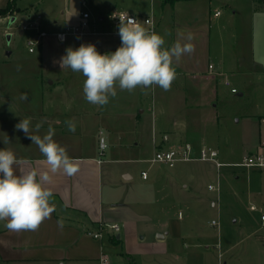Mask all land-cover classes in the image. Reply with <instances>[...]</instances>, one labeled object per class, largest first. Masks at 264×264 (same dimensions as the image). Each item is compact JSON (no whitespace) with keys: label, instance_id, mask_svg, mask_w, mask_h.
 <instances>
[{"label":"crops","instance_id":"obj_1","mask_svg":"<svg viewBox=\"0 0 264 264\" xmlns=\"http://www.w3.org/2000/svg\"><path fill=\"white\" fill-rule=\"evenodd\" d=\"M8 1L10 0H0V8L6 6ZM202 1L174 0L170 3L173 16L178 20L185 9H191L194 16L202 15L206 8L211 10V0L206 6ZM95 2L96 0H86L83 7L88 4L94 7ZM158 2L161 4L163 16L162 7L168 2ZM13 4L14 15L9 16L10 18H14L22 10L16 7L15 2ZM178 4L183 6L177 8ZM230 9L231 17H236L230 28L233 44L228 61L220 64L221 69H214L209 63L207 71L203 72L204 76H199L194 71L176 70V79L181 80L186 76V80H189L186 96L184 95L179 105L184 107L188 121L193 120L197 124L196 130L193 126L194 130H190V133L179 130L188 140L178 139L175 142L176 139L169 135L160 136L159 132L164 124L161 120L157 121V118L161 116L160 108L164 103L160 91L154 99L155 85L135 88L134 95L137 94V99L142 100L140 104L136 99L138 105L135 110L131 107L132 100L128 94L130 91L118 88L117 95L108 102L114 107L107 113L100 111L98 105L84 99V76L60 67L58 60L62 49L59 48H55L57 57L55 55L54 62L47 66H44L45 60H33L37 62L36 66L40 70L32 75L30 89L26 90L31 92L26 94L27 99L22 100L23 104L17 103L16 98L20 99L25 92L18 93L17 96L13 90L0 88V137L6 134L9 139L6 144L0 143V147L11 149L17 156L18 163L14 166L16 174L33 169L38 174L48 173L49 180L45 182V186L52 189V202L56 208L35 230L11 231L4 227L5 221H0V264H99L100 254L105 253L104 244L112 248L115 246L108 241L110 235L114 234L109 227L112 223L118 225V230H123L122 240L119 233L115 234L121 240L120 246L124 242L128 243L130 238L136 239L135 223L139 215L134 214L124 197L134 187L138 193L148 190L149 167L153 165L147 161L151 156H144L148 146L153 153L179 143L191 144L194 152L199 147L206 146L217 150V157L226 156L220 159L222 161L218 160L224 165L233 154L240 153L243 158L256 152H264V91H261L262 99L258 92L254 94V88L259 83H264V0L261 4L253 0H236ZM217 11L219 12L218 9L212 11L213 19L220 16V12L215 15ZM24 14L26 18L32 16L30 11ZM221 27L225 28L224 24ZM52 32L54 31L48 33ZM209 65L212 67L209 68ZM53 67L56 72L52 73L57 74L54 79L51 78L52 73L47 72L54 69ZM224 80L230 83L228 87L232 98L229 100L223 98L219 92ZM45 84L48 88H44ZM231 87L237 91L231 92ZM124 92L127 94L124 95ZM28 97L32 99L29 100ZM44 97L55 100L43 104ZM219 105L222 106L223 113L218 109ZM227 105L230 106L229 110ZM226 110L229 111V116ZM20 118H29L33 126L44 121L46 127L62 128L65 133L62 140L57 135L53 138L66 148L69 157L78 164V171L71 176L65 174L62 168L52 173L38 147L22 131L15 128ZM67 121L75 123L74 132L68 130ZM230 122L239 124L235 135L227 130L213 128L222 123L229 126ZM173 123L181 129L180 120H173ZM34 129L30 128L32 134ZM100 136L106 142L103 154L99 149ZM158 145L160 147L156 148ZM232 147L234 148L231 149ZM139 161L148 162L149 166L141 167L134 176L137 166L133 164H138ZM249 168L253 171L261 170ZM141 170L147 171L146 179L141 178ZM139 179L146 182L140 186ZM150 182L164 185L162 192L172 194L175 202L188 204L189 198L186 197L184 189L186 185L177 187L170 173L157 168L150 174ZM256 208L258 207L250 210ZM258 210L261 211L260 220L264 222L261 219V214H264L261 206ZM159 227L163 228V234H158L159 240L165 239L170 232L175 236L180 235L178 228L173 227L172 219L168 222L161 221ZM94 232H98L99 236L94 237ZM259 241L263 242L264 237L260 236ZM220 245H223V240ZM226 246L231 249L236 245L232 242ZM123 247L124 252L121 253L129 254L128 245ZM224 252L226 250L222 253ZM221 261L222 264L226 263L223 259Z\"/></svg>","mask_w":264,"mask_h":264},{"label":"rangeland","instance_id":"obj_2","mask_svg":"<svg viewBox=\"0 0 264 264\" xmlns=\"http://www.w3.org/2000/svg\"><path fill=\"white\" fill-rule=\"evenodd\" d=\"M235 1L211 0V10L206 8L202 15L194 16L191 9H185L176 20L170 3L162 7L164 13L162 16L161 4L158 0H96L94 7L88 4L85 8L81 5V0H15L16 7L22 9L19 14L12 20L9 16L14 15L13 10L9 11L5 18L0 15L2 18L0 19V88L7 91L13 90L17 96L18 93H30L31 91L26 90L30 89L32 75L34 76L35 71L40 70L38 65L36 66L37 62L33 60L40 59V62L45 60L44 66H47L48 63L54 62L55 55L57 57L55 48L62 49L63 54L68 46L76 47L81 43L91 42L100 52L115 50L120 44V38L118 23H115L113 14L118 11L134 15L146 28H149V25L143 22V18L149 17L154 24V31L164 37L165 46H170L177 41L183 43L187 35L191 34L190 42L193 44V51L184 54L179 61H176L175 68L194 71L199 76H204L203 72L207 71L209 63L214 66V69H221V62L226 63L229 59L233 44L230 28L236 19L231 17L230 6ZM253 1L263 3V0ZM14 2L11 3L13 8ZM202 2L206 6L209 0ZM177 6L180 8L183 5ZM217 9L220 16L213 19L212 11ZM83 10L90 15L89 25L86 28L88 34L68 35L64 43H59L51 33L36 41L37 35L34 29L21 27L26 22L24 13L27 14L30 11L32 18L39 17L37 20L41 26L40 30L46 32L63 30L65 25L78 21ZM221 24H224L225 28L221 27ZM28 39L34 41L32 52L28 51ZM47 72H56V68ZM55 76L57 74L52 73L51 78L54 79ZM186 78V76H183L181 80L175 78L168 90L158 85L152 88L154 99L160 91V97L164 103L160 108L161 116L157 118V121L161 120L164 124L159 132L160 136L169 135L170 138L176 139L175 142L178 139L188 140L179 130L190 133V130H194L193 126L195 130L197 127L193 120L188 121L184 107L179 105L184 95L186 96L189 82ZM256 87L254 94L258 92L262 99L261 91H264V83H259ZM44 88H48L46 84ZM135 90L128 92L132 100L131 107L134 110L139 100L137 94L134 95ZM219 92L226 100L232 98L230 88L223 83L220 85ZM125 94L127 92H124ZM16 99L17 103L23 104L24 99ZM28 99L31 100L32 97ZM43 100V104H48L55 99L44 97ZM139 101L142 104V100ZM111 107L114 105L107 103L99 106V110L107 113ZM226 108L229 110L230 106L227 105ZM218 109L223 113L221 105ZM228 110L226 112L229 116ZM176 119L180 120L181 129L173 123ZM46 126L47 124L43 121L42 127L39 130L34 129L33 134L42 136L48 130ZM238 127L239 124L230 122L229 126L222 123L213 128L219 131L227 130L235 135ZM56 135L62 140L65 133L62 132V128H56L54 137ZM67 137L69 138V135ZM158 147L160 145L156 148ZM194 154L197 155V153ZM152 155V149L148 146L144 156ZM222 157H217V160L223 159ZM242 160L240 153L233 154L227 161L224 160L227 164L219 168L211 161L202 160L179 161L171 166L158 162L152 163L153 165L149 167V181L147 180L148 190L138 193L137 188L134 187L136 190L132 188L128 196L124 197V201L129 204L134 214L139 215L135 223L136 239L130 238L128 243L124 242L125 247L128 245L129 254L132 257L129 254L126 257L122 256L124 245L121 247L117 244L112 248L105 243L103 251L106 255L108 254L110 264H112L111 261L115 262L113 264H130L131 262L132 264H222V259L226 262L225 264H264V241H259L260 236L264 237V222L260 220L261 211L258 210L261 206L264 211L262 206L264 168L253 171L249 167L234 165ZM133 165L137 166L134 171L135 176L138 169L148 167L149 163L139 161L138 164ZM157 168L170 173L177 187L186 185L184 189L186 197L189 198L188 204L175 202L172 194L162 192L164 185L150 182V174ZM138 182L141 186L146 181L139 179ZM160 183L163 182L160 181ZM209 184L218 186L219 190L209 189ZM251 204L258 208L250 210ZM170 219H172L173 227L180 231V235L175 236L170 232L165 239L159 240L158 234H163V228H160L159 224L161 221L168 222ZM212 221H215V224ZM112 231L114 234L119 233L121 240L123 239V230L112 229ZM221 240L223 245H220ZM232 242L236 246L228 249L226 245ZM223 250L226 252L222 253Z\"/></svg>","mask_w":264,"mask_h":264},{"label":"clouds","instance_id":"obj_3","mask_svg":"<svg viewBox=\"0 0 264 264\" xmlns=\"http://www.w3.org/2000/svg\"><path fill=\"white\" fill-rule=\"evenodd\" d=\"M118 17L120 44L115 50L100 52L94 43H81L66 47L58 61L61 68L84 76V99L94 105L107 104L117 95V86L120 90L132 91L137 87L158 85L168 90L177 76L175 62L193 51L191 34L183 43L177 41L165 46L162 35L144 27L127 12ZM21 99H27L26 94ZM66 124L69 131H75L74 122ZM41 126L42 121L33 126L29 118H20L15 124V128L38 147L52 173L62 168L69 176L75 174L79 166L53 138L54 128L49 126L42 136L30 131L31 127L39 130ZM8 142L6 134L0 137V143ZM17 163L18 158L11 149L0 147V221H5L4 227L11 231L35 230L56 210L53 191L45 186L49 175L47 172L38 174L34 169L16 174Z\"/></svg>","mask_w":264,"mask_h":264},{"label":"built area","instance_id":"obj_4","mask_svg":"<svg viewBox=\"0 0 264 264\" xmlns=\"http://www.w3.org/2000/svg\"><path fill=\"white\" fill-rule=\"evenodd\" d=\"M81 4L83 6H85L86 4V0H81ZM126 12L125 11H118L116 13L113 14V18L115 23L119 22V17L118 16H123ZM219 12H215V15H217ZM129 16H132L134 18H136L134 15L129 14ZM89 12L87 11H82L80 13V17L78 19V21L71 23V24H67L65 26V28L63 30H59L56 32H53L52 34L55 36V38L57 39V41L59 42H64L67 38L68 35H85L88 34L86 28L89 25ZM39 19L38 16H35L34 18H32L31 16H28L26 18V22L23 23L21 25L22 29H34L36 31V41H38L40 38L47 36L49 33L44 31V30H40V26H39ZM143 22L145 24L149 25V30H154V24L152 23V20L149 17H144L143 18ZM63 36V39L61 40L60 37ZM34 44V41L31 39L27 40V45H28V50L32 51V45ZM209 68H211L212 66L209 65ZM224 84L225 85H229V81L228 80H224ZM236 88L231 87V92H236ZM106 145V142L104 140V138L102 136H100L99 138V149H100V153L103 154L105 147H101V145ZM194 153H197L194 154ZM196 155V156H195ZM217 156H218V152L217 150L210 148V147H206V146H201L197 149L196 152H194L193 147L191 144L189 143H179L175 146L166 148V149H159L156 150L153 155L147 159V161L149 163H163V164H167V165H173L176 162L179 161H191V160H202V161H211L214 163V165L219 168L220 166L224 165L223 162H220L217 160ZM234 165H239V166H245V167H255V168H264V152H256L250 155H247L245 157H243V160L241 162H237L234 163ZM140 176L142 179H146L147 178V171L146 170H141L140 171ZM209 189H215L218 190V186H213L212 184L208 185ZM251 209H255L254 205L250 206ZM261 219L264 220V214H261ZM213 224H215V221H212ZM109 227L113 230H118L119 227L117 224L112 223L109 225ZM92 235L94 237L99 236L98 232H94L92 233ZM98 263L99 264H110V259L109 257L105 254L102 253L100 254L99 258H98Z\"/></svg>","mask_w":264,"mask_h":264},{"label":"trees","instance_id":"obj_5","mask_svg":"<svg viewBox=\"0 0 264 264\" xmlns=\"http://www.w3.org/2000/svg\"><path fill=\"white\" fill-rule=\"evenodd\" d=\"M173 1H174V0H162V2H164V3H165V2L172 3ZM12 2H13V0H10V1L7 2L6 6L0 8V15H1V16L6 15L9 11L13 10V7H12V5H11ZM108 241H109L111 244H113V245H117V244L120 243V239H119V237H117L115 234L110 235ZM122 255H124L125 257L127 256V254H125V253H122Z\"/></svg>","mask_w":264,"mask_h":264},{"label":"water","instance_id":"obj_6","mask_svg":"<svg viewBox=\"0 0 264 264\" xmlns=\"http://www.w3.org/2000/svg\"><path fill=\"white\" fill-rule=\"evenodd\" d=\"M13 18H11V20H12ZM8 37V36H7Z\"/></svg>","mask_w":264,"mask_h":264}]
</instances>
